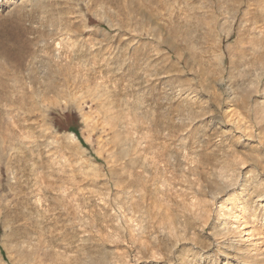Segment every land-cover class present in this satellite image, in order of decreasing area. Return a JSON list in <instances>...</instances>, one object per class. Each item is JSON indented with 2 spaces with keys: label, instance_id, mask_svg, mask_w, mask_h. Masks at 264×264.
<instances>
[{
  "label": "rangeland",
  "instance_id": "obj_1",
  "mask_svg": "<svg viewBox=\"0 0 264 264\" xmlns=\"http://www.w3.org/2000/svg\"><path fill=\"white\" fill-rule=\"evenodd\" d=\"M19 1L0 264H264V0Z\"/></svg>",
  "mask_w": 264,
  "mask_h": 264
},
{
  "label": "bare ground",
  "instance_id": "obj_2",
  "mask_svg": "<svg viewBox=\"0 0 264 264\" xmlns=\"http://www.w3.org/2000/svg\"><path fill=\"white\" fill-rule=\"evenodd\" d=\"M24 1H26V0H20L18 3L20 4V2H24ZM31 1V0H30ZM5 2V0H0V4L1 3H4ZM34 3V2H33ZM228 5V4H227ZM224 16V15H223ZM215 23V22H214ZM254 58V57H253ZM6 65V64H5ZM6 67V66H5ZM2 73V72H1ZM7 73V72H6ZM13 74V73H12ZM17 75V74H16ZM32 75V74H31ZM3 76H4V74H3ZM2 76V77H3ZM44 77L43 78H45V75H43ZM12 77V76H11ZM41 77V76H40ZM46 77H47V75H46ZM5 78V77H4ZM13 78V77H12ZM38 78V77H37ZM32 81V80H31ZM47 81V80H46ZM2 82H3V80H2ZM14 83H16V82H14ZM39 84V83H38ZM6 85H8L7 83H6ZM45 85V84H44ZM4 86L5 85H3V84H1V82H0V88L1 89H3L4 88ZM7 87V86H6ZM14 87V86H13ZM43 88V87H42ZM8 89V88H7ZM11 89V88H10ZM34 89V88H33ZM44 89V88H43ZM46 89H47V87H46ZM13 90H14V88H13ZM15 90H16V88H15ZM32 90V89H31ZM2 91H4V90H2ZM36 91V90H35ZM42 91V90H41ZM44 91V90H43ZM46 91V90H45ZM12 92V91H11ZM11 92H9V93H11ZM14 92V91H13ZM13 94V93H12ZM29 94H31V93H29ZM34 94H36L35 92H34ZM40 94H41V92H40ZM3 95V93L1 94V96ZM7 95V94H6ZM11 95V94H10ZM14 95V94H13ZM33 95V94H32ZM31 95V96H32ZM4 96H5V92H4ZM30 96V95H29ZM16 97H18V96H16ZM3 98V97H2ZM14 98V97H13ZM13 98L12 97H10L9 98V96L8 97H4L2 100L5 102V107H1L0 108V144H11V145H14V146H21V145H26V143H25V140L26 139H29L30 138V136H32V126L31 125H34V124H30V123H28V117H26V116H22L21 115V113H20V111H19V109H20V107L19 106H17V108H16V112L17 113H15V109H14V105L18 102V100H17V98L15 99V100H13ZM33 98V97H32ZM34 100V99H33ZM37 100V99H36ZM30 102L32 103V100H30ZM38 102V101H37ZM35 102H33V104H34ZM16 106V105H15ZM35 106H36V104H35ZM25 109V108H24ZM21 110V109H20ZM19 111V112H18ZM23 114H24V111H23ZM27 114V113H26ZM25 114V115H26ZM23 117V118H22ZM5 121V122H4ZM22 122V123H21ZM15 129H17L20 133H22V138H21V140H18V142L17 143H15V144H13V142L14 141H16V139H15V132L17 131V130H15ZM32 130V131H31ZM18 132V133H19ZM31 134V135H30ZM21 136V135H20ZM29 137V138H28ZM15 139V140H14ZM66 140V139H65ZM64 140V141H65ZM29 142H30V140H28ZM67 141L68 142H70V143H72V142H77V139H76V137H75V135L73 134V133H68L67 134ZM28 143V142H27ZM67 144V143H66ZM72 145V144H71ZM13 146V147H14ZM73 146V145H72ZM27 147V146H26ZM17 164V163H16ZM21 165V164H20ZM19 165V166H20ZM252 188V187H251ZM255 189V188H254ZM40 190H42V189H40ZM218 191H220V189H218ZM218 191H216V192H213V194L215 193L216 195H218V194H220V193H218ZM254 192H255V190H254ZM42 193V192H41ZM214 194V195H215ZM26 196V195H25ZM44 196V195H43ZM215 197V196H214ZM35 199V198H34ZM212 199V198H211ZM214 200V199H213ZM247 200V199H246ZM42 201V200H41ZM235 201V200H234ZM226 202H229V204H233V202L232 201H230V200H226ZM39 203V202H38ZM237 204H239V205H237L238 207L240 206L241 207V203L239 202V201H237L236 202ZM235 203V204H236ZM21 204V203H20ZM36 204V203H35ZM42 204V203H41ZM23 206V205H22ZM220 206V205H219ZM242 208V207H241ZM262 208H263V215H262V220L264 219V204H263V206H262ZM227 211L229 212L230 211V209L229 208H227ZM226 212V211H225ZM242 212V211H241ZM26 216V215H25ZM236 216V215H235ZM27 219V218H26ZM31 219V218H30ZM242 224H240V227H236V228H239V229H236V233H234V235H233V238H232V242L230 243V244H228V247H230V249H229V251L230 252H234L235 253V251L237 250V247L235 246H233V244L236 242H238L239 240H240V237H241V234L242 233H244L245 235H250L251 236V238H252V236H254V235H252V233L251 232H249V231H247V230H243V228H242V226H241ZM239 226V225H238ZM221 232V231H220ZM247 238V237H246ZM256 239V238H255ZM259 239V238H258ZM253 241H255V240H253ZM256 241H257V239H256ZM250 242H252V241H250ZM259 242V241H258ZM248 244V243H247ZM255 244H257V243H252V246H255ZM249 245H251V243H249ZM236 252H238V250L236 251ZM240 255H244V252H240ZM227 256H230V253H229V255H227ZM211 262H212V264H213V262H214V260H211Z\"/></svg>",
  "mask_w": 264,
  "mask_h": 264
},
{
  "label": "trees",
  "instance_id": "obj_3",
  "mask_svg": "<svg viewBox=\"0 0 264 264\" xmlns=\"http://www.w3.org/2000/svg\"><path fill=\"white\" fill-rule=\"evenodd\" d=\"M76 136H77V135H76ZM76 136H75V137H76ZM76 138H78V136H77Z\"/></svg>",
  "mask_w": 264,
  "mask_h": 264
}]
</instances>
